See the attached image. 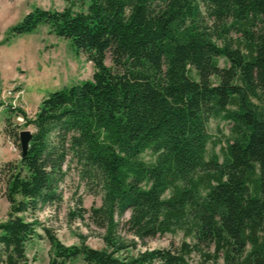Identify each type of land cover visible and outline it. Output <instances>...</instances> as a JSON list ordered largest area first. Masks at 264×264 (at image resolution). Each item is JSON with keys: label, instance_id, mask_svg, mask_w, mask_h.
Instances as JSON below:
<instances>
[{"label": "trees", "instance_id": "trees-1", "mask_svg": "<svg viewBox=\"0 0 264 264\" xmlns=\"http://www.w3.org/2000/svg\"><path fill=\"white\" fill-rule=\"evenodd\" d=\"M63 1L86 11L35 8L8 33L46 26L94 73L45 97L33 119L21 112L34 131L26 155L0 169L8 203L0 264H28L26 245L41 237L28 216L62 200L68 157L100 188L89 219L105 248L84 238L67 247L42 227L50 264H193L201 246L224 264H264V0ZM218 117L232 124L221 161L207 158L208 124ZM126 213L122 229L142 243L176 232L194 242L119 255L136 246L120 236Z\"/></svg>", "mask_w": 264, "mask_h": 264}, {"label": "rangeland", "instance_id": "rangeland-1", "mask_svg": "<svg viewBox=\"0 0 264 264\" xmlns=\"http://www.w3.org/2000/svg\"><path fill=\"white\" fill-rule=\"evenodd\" d=\"M72 1V0H71ZM73 3V4H71ZM72 7L75 12L86 11V6L76 2L63 0H0V169L3 165L20 160L19 141L12 134L5 133L8 119V132L20 133L27 130L33 133L32 126H25L23 112L27 119H33L41 101L50 94L79 85L92 79L94 67L83 53L76 54L67 40L51 34L48 27L40 26L31 34L11 36L9 30L35 8L61 11ZM105 64L112 67L110 55L107 54ZM219 67H226L227 62L219 59ZM193 75V73H192ZM196 79V78H195ZM257 103V102H255ZM264 106V104H263ZM232 124L221 117L211 119L208 134L211 141L207 147V158L211 154L222 160V149L230 137ZM213 143H216L213 146ZM143 160L152 162L154 157L149 153ZM63 170L65 176L58 185V193L62 196L59 203L47 205L36 212L34 217L40 226L37 232L40 238H34L26 245L28 264H50V245L45 238L42 227L49 228L60 243L79 246L84 238L85 244L95 250L105 248L102 236L104 231L89 219L92 208L101 206L100 188L80 176V166L75 160L67 158ZM5 185L0 183V222L6 217L8 203L3 196ZM81 208L86 211L84 219H70V213ZM129 217L126 213L120 223V236L128 242L134 240L135 248H129L119 255L134 257L147 249L177 248L182 243L193 244V240L185 237L182 232L164 234L153 239L140 242L122 229L124 221ZM200 252H192L188 257L193 264H224L222 259H213L214 249L200 247ZM207 255L211 256L209 259ZM66 264H84L79 257Z\"/></svg>", "mask_w": 264, "mask_h": 264}, {"label": "water", "instance_id": "water-1", "mask_svg": "<svg viewBox=\"0 0 264 264\" xmlns=\"http://www.w3.org/2000/svg\"><path fill=\"white\" fill-rule=\"evenodd\" d=\"M19 147H20V158H23L29 148L30 141L32 139V133L24 130L18 134Z\"/></svg>", "mask_w": 264, "mask_h": 264}]
</instances>
